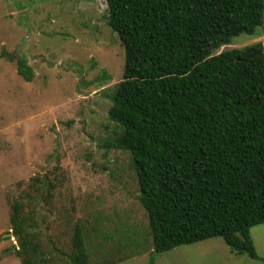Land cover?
<instances>
[{
  "label": "trees",
  "instance_id": "16d2710c",
  "mask_svg": "<svg viewBox=\"0 0 264 264\" xmlns=\"http://www.w3.org/2000/svg\"><path fill=\"white\" fill-rule=\"evenodd\" d=\"M105 1L107 25L124 50L108 113L120 134L107 147L130 155L150 264L213 238L257 259L250 231L264 224L263 46L214 53L256 33L264 0ZM27 70L18 58L17 74L30 82ZM12 211L16 253L34 264L39 246L29 220L19 205ZM71 257L87 264L78 232Z\"/></svg>",
  "mask_w": 264,
  "mask_h": 264
},
{
  "label": "rangeland",
  "instance_id": "374dc122",
  "mask_svg": "<svg viewBox=\"0 0 264 264\" xmlns=\"http://www.w3.org/2000/svg\"><path fill=\"white\" fill-rule=\"evenodd\" d=\"M107 17L105 0H0V264L30 259L16 253L14 205L39 246L34 264H72L77 232L87 264H150L130 155L107 147L120 134L108 113L124 73ZM255 44L264 53V13L254 35L214 54ZM18 58L30 82L17 74ZM250 235L255 260L213 238L158 254L152 264H264V224Z\"/></svg>",
  "mask_w": 264,
  "mask_h": 264
},
{
  "label": "water",
  "instance_id": "95a60500",
  "mask_svg": "<svg viewBox=\"0 0 264 264\" xmlns=\"http://www.w3.org/2000/svg\"><path fill=\"white\" fill-rule=\"evenodd\" d=\"M263 50V49H262ZM14 250H16L15 248H14Z\"/></svg>",
  "mask_w": 264,
  "mask_h": 264
}]
</instances>
